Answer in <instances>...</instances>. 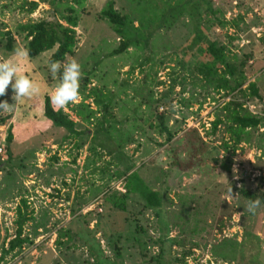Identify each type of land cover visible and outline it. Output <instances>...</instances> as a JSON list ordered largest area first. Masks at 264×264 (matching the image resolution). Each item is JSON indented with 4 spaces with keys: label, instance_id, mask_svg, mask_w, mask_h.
<instances>
[{
    "label": "rangeland",
    "instance_id": "374dc122",
    "mask_svg": "<svg viewBox=\"0 0 264 264\" xmlns=\"http://www.w3.org/2000/svg\"><path fill=\"white\" fill-rule=\"evenodd\" d=\"M185 1L86 0L77 6L74 0H0V31L15 33L25 50L18 27L70 16L69 7L75 9L71 16L78 20V44L67 58L81 65L80 93L63 109L83 133L73 136L45 117V99L59 81V73L53 79L48 71L57 48L35 59L9 53L20 74L39 84L40 93L19 99L13 111L2 113L8 121L0 127V264H158L160 244L173 264H264V205L244 211L248 201L240 193L264 192L259 136L254 135L252 145L226 149L230 137L225 123L211 131L216 119L226 117L227 104L264 116V0H212L221 23L201 9L208 33L245 78L233 94L218 91L215 84L209 90L194 78L196 57L186 58L181 51L192 36L188 14L174 17L180 19L171 28L161 26L165 14L172 24L170 18L178 13L174 7ZM30 2L38 4L32 15ZM110 4L135 26L142 21L141 31L150 35L145 46L113 55L121 41L102 17ZM4 58L0 52V60ZM172 77L179 85L170 94ZM251 84L260 99L251 95ZM95 89L103 96L108 92L110 115L96 104ZM165 93L169 98L164 105H151L152 95L160 100ZM13 95L9 85L0 100L14 104ZM81 102L96 112L90 122L75 116ZM161 115L175 139L197 128L209 144L204 174L171 169L167 150L158 145L165 137L149 128ZM134 116L129 143L110 155L100 146L108 142L96 134L99 122L117 120L124 131V119L130 122ZM9 129L14 140L8 158L4 145ZM133 174L164 194L161 209H146L140 196L129 192ZM121 203L123 210L116 206ZM19 210L29 217L24 236L30 243L2 261V249L16 233Z\"/></svg>",
    "mask_w": 264,
    "mask_h": 264
},
{
    "label": "trees",
    "instance_id": "16d2710c",
    "mask_svg": "<svg viewBox=\"0 0 264 264\" xmlns=\"http://www.w3.org/2000/svg\"><path fill=\"white\" fill-rule=\"evenodd\" d=\"M75 4L78 6L85 2L86 0H74ZM31 10L30 13L34 12L37 8L36 2H30ZM206 13L207 16H214L216 21L221 23L217 19V14L214 9V4L212 0H186L184 4L180 6H175L173 10L177 9V15H174L170 18L172 24L168 25L167 14L162 18V27L171 28L175 23L180 19H174V17H182L185 14H188L192 22L193 30L192 36L188 42V45L181 49L182 55L184 57H196V64L193 66V71L197 73L194 77L196 80H201L202 84L205 85L207 89L210 86L215 84V88L218 91H226L228 94H233L237 90L241 89L245 78L243 73L237 69V66L234 63L229 61V58L225 54V49L221 46H218L217 42L208 33L203 17L201 14V9ZM70 16H62L60 19L53 20H41L38 22H30L24 26L18 27V32L20 36L23 37V40L26 43V52L27 55L35 59L45 52H49L57 48L56 52L51 56V61H65V57L72 56L75 53L78 44V20L76 17L71 16L75 9L69 7ZM57 15V11L55 12ZM171 16V14H169ZM102 17L108 21L111 29L120 38L119 47L113 52V55H121L123 53H129L132 48H138L140 45H146L148 43V38L150 35L146 36L141 29H143L142 21L138 26L134 25L133 19H129L126 15H121L117 12L114 7V4H110L106 10L102 12ZM137 21V20H136ZM170 21V22H171ZM65 22L66 24H63ZM208 27V26H207ZM0 36L4 41L0 40V52L2 56H8L9 53H13L15 47L19 46L15 33H12L11 30L1 32ZM149 61V60H147ZM146 61V62H147ZM186 63V62H185ZM243 62H240L242 66ZM184 68V67H183ZM89 77V74L87 75ZM86 77V78H87ZM172 85L170 86L172 93L175 90V87L179 85L177 78H171ZM164 83H158V86L163 85ZM210 90V89H209ZM251 95L260 99L258 88L255 84L249 86ZM93 95L95 96V102L100 107H103L104 115L109 114L108 109L112 101L108 98V92L98 93V90H93ZM165 93L162 95V99L154 98L152 95L150 97L151 105H164L169 94ZM103 99L101 100L100 99ZM88 98L85 97V101ZM74 103V102H73ZM82 103V104H81ZM77 105H82L81 109L76 110L75 116L84 122H90L95 116V113L90 106H86L81 102ZM158 108V107H157ZM164 111V107H162ZM45 117L52 122V124L58 129H65L73 136L81 137L83 133L76 129V123L69 118V116L64 112V109L56 108L49 104L48 97L45 99L44 103ZM160 110V109H159ZM226 117L224 119H216L211 127L212 132L214 133L218 127L223 124L226 125L227 134L229 135V142L225 144V148L236 149L241 144L252 145L253 138L255 134H258L259 141L261 144H258V147L261 146V149L264 151V131L260 133L261 130H264V116H259L250 113L248 110L243 109V106L238 104L237 108L231 109V104L225 106ZM100 111V110H99ZM102 112V111H101ZM134 115V114H133ZM107 118V117H104ZM103 118V119H104ZM113 118V117H112ZM134 119H137L135 116L130 119H124V131L118 126V121H112L110 118L100 121L96 131L97 135H101V138L107 140L108 144L106 146L100 144L102 148H108L109 154L112 155L118 150L122 149L124 145L128 144L131 138V130L134 125ZM8 119L2 116L0 113V127L4 126ZM114 122V123H112ZM132 122V123H131ZM167 121L164 115L156 116V122L150 123V130L157 132L160 136L165 137L163 142H160L158 145L161 148L167 150L168 155L170 156L169 166L171 169L178 171L182 174H189L194 172L195 174H204L207 170V167L210 164L208 156V147L209 144L205 142L202 138L200 132L197 128L188 129L183 135L177 139L176 133L172 132L167 126ZM108 126V128H106ZM118 126V128H117ZM113 130H118L119 132L113 133ZM14 136L12 131L9 129L5 138L4 150L5 154L10 157V146L13 143ZM112 140L114 142H112ZM158 143V142H156ZM230 145V146H229ZM168 156V157H169ZM119 158V156L117 157ZM4 166V163H0V168ZM130 171H127L129 173ZM128 190L131 193H137L140 198L144 201L146 209L158 210L163 206V196L164 194L152 190L146 185L141 178L133 174L128 179ZM241 196L246 199L249 203V200L259 199L261 204L258 206L264 205V192H250L247 190H241ZM23 205L27 206V201L23 200ZM116 206L123 210L124 205L116 204ZM20 219L17 222V229L15 236L12 240L8 242L7 247L2 249L1 260L3 261L6 256L15 253L17 250L22 249L24 245L30 243L29 238L24 236V227L25 224L29 221V217L26 213H22L19 210ZM159 258L158 264H173L170 260H167V253L163 248V244L159 245ZM116 250H118L116 248ZM117 255H120L118 251ZM185 263L184 260H176L175 264Z\"/></svg>",
    "mask_w": 264,
    "mask_h": 264
},
{
    "label": "clouds",
    "instance_id": "9594fccd",
    "mask_svg": "<svg viewBox=\"0 0 264 264\" xmlns=\"http://www.w3.org/2000/svg\"><path fill=\"white\" fill-rule=\"evenodd\" d=\"M27 55L25 49L17 46L13 50L12 56L24 57ZM48 71L55 79L59 73V81L54 89L48 94L49 104L63 109L66 105L76 101L80 93L81 65L75 58L65 57V61H51L48 64ZM11 86L14 93V104H9L5 100H0V113L13 111L16 102L21 98H31L40 93L39 84L28 75L20 74V66L14 62L12 57L0 60V96L5 94L6 89ZM261 204L259 199L249 200L244 211L250 213Z\"/></svg>",
    "mask_w": 264,
    "mask_h": 264
},
{
    "label": "built area",
    "instance_id": "2783aa9c",
    "mask_svg": "<svg viewBox=\"0 0 264 264\" xmlns=\"http://www.w3.org/2000/svg\"><path fill=\"white\" fill-rule=\"evenodd\" d=\"M2 153V150H1V148H0V154Z\"/></svg>",
    "mask_w": 264,
    "mask_h": 264
}]
</instances>
